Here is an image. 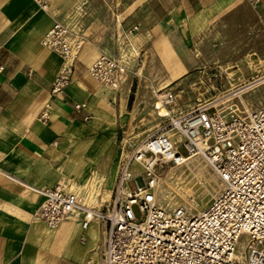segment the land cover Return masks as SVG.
Wrapping results in <instances>:
<instances>
[{
    "label": "crops",
    "instance_id": "0c3cea01",
    "mask_svg": "<svg viewBox=\"0 0 264 264\" xmlns=\"http://www.w3.org/2000/svg\"><path fill=\"white\" fill-rule=\"evenodd\" d=\"M46 1L44 12L32 0H0V264H101L104 224L92 220L83 229L78 213L47 228L38 217L40 190L62 184L75 194L71 187H93L101 192L94 209L110 204L122 160L120 121L133 79L109 89L89 77L101 53L120 55L115 34L111 40L94 28L82 39L71 83L53 97L62 60L40 42L70 17L76 0ZM107 1L116 35L136 27L130 44L135 40L142 55L169 68L184 57L195 26H212L243 6L264 7V0ZM43 111L45 122L39 120ZM104 193L109 200L102 201Z\"/></svg>",
    "mask_w": 264,
    "mask_h": 264
},
{
    "label": "built area",
    "instance_id": "2783aa9c",
    "mask_svg": "<svg viewBox=\"0 0 264 264\" xmlns=\"http://www.w3.org/2000/svg\"><path fill=\"white\" fill-rule=\"evenodd\" d=\"M32 1L47 10L46 0ZM136 30L134 27L122 36L130 48L129 35ZM40 44L62 60L50 91L57 97L71 83L82 39L56 22ZM121 59L101 53L87 73L100 85L115 89L122 80ZM159 96L153 98L151 110L164 128L147 136L120 162L110 204L87 213L66 186L57 184L40 190L44 202L39 219L47 228L56 229L78 211L83 229L92 220L103 223L101 264H264V106L238 113L232 107L217 110L207 105L177 113L171 90ZM162 108L166 110L163 115ZM46 119L43 111L39 120ZM168 131L175 136H168ZM146 155L172 166H182L186 159L196 157L216 175L220 191L196 215L189 216L184 208L168 212L152 191L156 177L143 159ZM132 163L139 165V176L130 173ZM132 181L137 184L134 191L127 188ZM133 207L140 212L139 218ZM243 236L244 249L240 244Z\"/></svg>",
    "mask_w": 264,
    "mask_h": 264
},
{
    "label": "rangeland",
    "instance_id": "374dc122",
    "mask_svg": "<svg viewBox=\"0 0 264 264\" xmlns=\"http://www.w3.org/2000/svg\"><path fill=\"white\" fill-rule=\"evenodd\" d=\"M111 8L112 2L107 0H76L70 17L65 18L62 24L81 39L91 36L94 28L108 32L111 40L115 34L113 40L122 57V80L133 79L131 100H128L120 121L118 144L122 160L139 148L147 136L164 128L149 106L154 101V91L160 95L171 90L175 95L174 109L177 113L191 112L198 106L207 105L217 110L232 107L238 113L264 106V7L243 6L237 14L227 16L212 26H195L191 45L184 49V57L178 59L180 63L171 68L154 63L153 57L148 59L146 54L142 55L135 40L131 48L126 45L122 37L116 35ZM249 65L253 66V70ZM167 81L171 82L169 86L164 85ZM157 106L160 107V104ZM197 161L203 168L200 178L183 167V171L177 169L175 177L169 180V189L164 186L175 200V206L166 209L170 210L168 212L184 208L189 216L196 215L219 192L220 182L216 175L204 161ZM172 167L169 165V168ZM132 172L135 176L140 175L137 169ZM177 182L178 188L190 184L192 197L186 204L192 206V210L185 203L181 204L175 194L173 188L177 187ZM136 186L134 181L127 184L130 191H134ZM157 200L166 205L162 201L161 190L157 192ZM133 214L136 218L141 216L137 207H133ZM240 244L244 247V236Z\"/></svg>",
    "mask_w": 264,
    "mask_h": 264
},
{
    "label": "bare ground",
    "instance_id": "6f19581e",
    "mask_svg": "<svg viewBox=\"0 0 264 264\" xmlns=\"http://www.w3.org/2000/svg\"><path fill=\"white\" fill-rule=\"evenodd\" d=\"M249 67H250V70H253V66L249 65ZM139 73H141V72H139ZM157 93H158L157 91H154L152 96L155 97L156 99H159L160 97H159V95ZM157 105H158V102H157ZM165 113H166V110H164L163 108L160 109V114L161 115H163ZM167 135L170 136V137L171 136H175L173 132H169V131L167 132ZM143 159H144V161L148 162L151 165V170L155 174L156 178H155V183H153L154 187H153L152 191L155 194V196H157V192L161 190L162 199H163L162 201L165 202L166 205L163 206V204L161 205L160 203H159V205H160L161 208H163L165 210L167 208L171 209L170 206H175L174 198L169 196L168 195L169 191L167 192V190L165 191V189H164V186L167 187L169 180H171L172 178L175 177V171L177 169L183 171V167H185V169H187V171L189 173H192L193 176H197L198 178H200V174L202 173V169H203L201 166L198 165V161H197L198 158H196V157L188 158V159L185 160V162H184V164L182 166H174L172 168H169V164H167L166 162H163L159 158L151 156V155H146ZM131 167H132V169H131ZM131 167H130V173L132 175H134V173L132 171L136 170V169L141 174L142 171H141V169H140V167H139V165L137 163H132ZM178 176L179 175L176 176V180L179 182V179H177ZM178 182L176 183L177 187L173 188V189L176 191L175 194L181 200V204H184V203L186 204V202L188 201L189 197H192L191 186H190V184H188L186 186H182V187L178 188L179 187V183ZM70 191H74L75 192V194L74 193L73 194L77 197V200L79 202V206L82 209H84L85 211H87V213H89V211L91 209H94V207L98 206L97 198L101 194V192L96 190V189H94L93 187H91V188L84 187V188H81V189H75L74 187H71ZM124 194H127V191H124ZM109 198H110V194L109 193H104L102 201L109 200ZM186 207H188L190 210H192V206H188L187 205ZM205 207H206V205H205ZM168 211H170V210H168ZM78 213H79L78 211H74V214H78Z\"/></svg>",
    "mask_w": 264,
    "mask_h": 264
},
{
    "label": "trees",
    "instance_id": "16d2710c",
    "mask_svg": "<svg viewBox=\"0 0 264 264\" xmlns=\"http://www.w3.org/2000/svg\"><path fill=\"white\" fill-rule=\"evenodd\" d=\"M129 100H131V97H130V99Z\"/></svg>",
    "mask_w": 264,
    "mask_h": 264
}]
</instances>
